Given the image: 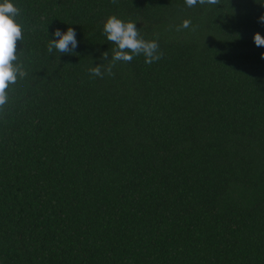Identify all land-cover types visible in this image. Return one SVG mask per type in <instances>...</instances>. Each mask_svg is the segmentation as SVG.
Here are the masks:
<instances>
[{"label":"trees","instance_id":"obj_1","mask_svg":"<svg viewBox=\"0 0 264 264\" xmlns=\"http://www.w3.org/2000/svg\"><path fill=\"white\" fill-rule=\"evenodd\" d=\"M12 2L28 76L0 112V264H264V0ZM112 15L162 59L93 77ZM69 27L74 54H49Z\"/></svg>","mask_w":264,"mask_h":264},{"label":"clouds","instance_id":"obj_2","mask_svg":"<svg viewBox=\"0 0 264 264\" xmlns=\"http://www.w3.org/2000/svg\"><path fill=\"white\" fill-rule=\"evenodd\" d=\"M116 3V0H112ZM188 7L199 5H220V0H185ZM21 15V9L17 7L12 0H0V112H3L9 103V90L16 85L19 80L28 76L22 63H17L19 53L17 52V42L23 40V25L17 17ZM258 22L264 23V15L259 17ZM137 23L132 21L125 22L115 15L108 17L103 26V32L107 40L115 44L112 49L111 60L108 66L102 71L104 64L89 69L93 77L103 78L104 72L113 76L112 71L117 62L130 63L134 57L143 55L146 64H152L163 57L157 40H145L140 29H137ZM192 26L191 21L185 19L177 31L189 29ZM195 31V28L192 29ZM54 36L58 39H50L47 45L49 54L55 49L60 54H74V49L78 46L75 29L69 27L66 32L59 28L55 30ZM254 43L257 47L264 46V36L259 32L254 35ZM109 52L102 53L101 58L108 60ZM261 58L264 59V53Z\"/></svg>","mask_w":264,"mask_h":264}]
</instances>
